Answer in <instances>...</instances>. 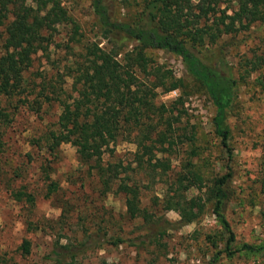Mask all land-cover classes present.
<instances>
[{
	"label": "rangeland",
	"instance_id": "rangeland-1",
	"mask_svg": "<svg viewBox=\"0 0 264 264\" xmlns=\"http://www.w3.org/2000/svg\"><path fill=\"white\" fill-rule=\"evenodd\" d=\"M58 1L76 25L77 33L71 37L72 23L57 25L45 50L32 54L30 65L22 73L26 89L10 101L2 98L0 102L6 106L10 117L8 125L0 127V264H49L46 255L55 236H61V243L77 242L83 236L81 227L92 230L96 224L105 230V238L118 236L123 241L117 245L105 242L72 261L67 259L64 264H264V249H239L231 256L221 251V228L211 212L210 202H206L201 214L187 224L179 222L176 210L165 207L166 199L176 198L173 182L187 171V161L202 177L203 185L200 189L189 187L182 195L198 201L204 198L205 186L225 171L226 161L213 131L214 107L201 87L185 72L180 59L165 50L147 48L145 52L154 63L171 69L176 77L183 79L187 92L186 113L179 122L173 123L175 144L156 154L167 161L165 172L156 168L157 173L151 172L148 179L141 171L132 173L142 186L139 214L130 217L126 213L121 194H100L93 171L78 161L75 148L69 143L59 145L51 174L60 189L57 194L44 197L38 174L44 154L40 138L48 130L55 129L60 112L58 103L44 96H52V91L63 96L74 94L75 87L65 66L82 50L79 45L98 43L105 50L113 47L123 52L136 44L105 33L96 21L90 0ZM139 8L133 0H115L114 14L119 19L130 20ZM10 19L8 13L5 23ZM3 36L2 25L0 55ZM200 48L207 53L219 52L227 60L237 84L226 120L230 129L232 174L226 184L227 199L223 205V213L235 233L232 248L243 243L258 245L264 242V61L259 64L257 60L264 56V24L253 22L245 30L223 35L215 43ZM170 91L160 93L156 102L169 103L182 93L180 89H174L175 93ZM21 96L29 102L35 99L39 105L31 107ZM134 148L132 142L118 140L113 152H106L102 157L104 161L130 162L134 166L131 162ZM16 168H21V177H13ZM7 184H23L34 193L32 221L38 227L25 229L23 210L9 197ZM64 199L71 204V211L60 222L57 206ZM144 214L150 217V222L144 221ZM23 237L30 243L26 256H21L17 249Z\"/></svg>",
	"mask_w": 264,
	"mask_h": 264
},
{
	"label": "trees",
	"instance_id": "trees-1",
	"mask_svg": "<svg viewBox=\"0 0 264 264\" xmlns=\"http://www.w3.org/2000/svg\"><path fill=\"white\" fill-rule=\"evenodd\" d=\"M133 1L140 5L139 10L130 20H122L114 14L115 0H90L96 21L105 33L136 44L123 52L113 47L105 50L98 43L76 44L82 50L65 66L75 87L74 94L63 96L52 91V96H44V99H52L60 106L55 129L48 130L40 138L44 154L40 158L38 174L43 183L44 197L49 198L60 189L51 174L59 145L69 143L74 146L78 161L93 171L100 185V194H121L126 213L130 217L139 214L142 186L132 173L141 171L148 179L157 173L156 168L161 173L165 172L168 163L156 154L175 144L173 123L179 122L186 113L187 92L184 91L183 79L176 77L171 69L154 63L145 52L147 48L165 50L180 59L185 72L201 87L214 107L211 118L213 131L226 159L225 171L205 186L202 201L182 195V191L189 187L200 189L203 185L202 177L187 161V171L179 174L173 182L172 191L176 198L166 199L165 207L176 210L179 222L187 224L201 214L206 202H210L211 212L221 228L222 252L231 256L239 249H264V242L258 245L243 243L232 248L235 233L223 213V205L227 199L226 184L232 174L230 129L226 120L236 96L237 84L227 60L219 52L207 53L200 48L215 43L223 35L245 30L253 22L264 24V0ZM232 3L235 7H231ZM8 13L11 19L5 23ZM64 22L72 23L73 38L77 33L76 25L58 0H0V26L3 25L4 31L3 53L0 55V102L2 98L10 101L23 93L27 84L22 73L30 65L32 54L45 50L57 25ZM257 61L262 63L264 56H259ZM174 89H180L182 93L169 103L156 102L160 93ZM21 98L26 99L25 96ZM27 102L31 107L39 105L35 99L30 102L26 99ZM9 122V111L0 104V127ZM118 140L134 144L131 159L134 166L130 162L103 160V154L112 153ZM26 155L30 157L28 153ZM21 176V168H16L13 177ZM6 190L23 210L25 229L38 227L32 221L34 193L23 184H7ZM57 207L60 210L58 219L62 222L61 219L71 211V204L64 199ZM143 219L151 221L146 214ZM96 225L92 230L81 227L83 236L77 242L61 243V236H55L46 255L49 264H64L67 259L72 261L77 255L105 242L117 245L123 241L118 236L105 238V230ZM29 246V240L23 237L17 247L19 254L26 256Z\"/></svg>",
	"mask_w": 264,
	"mask_h": 264
},
{
	"label": "built area",
	"instance_id": "built-area-1",
	"mask_svg": "<svg viewBox=\"0 0 264 264\" xmlns=\"http://www.w3.org/2000/svg\"><path fill=\"white\" fill-rule=\"evenodd\" d=\"M169 93H175L174 90L170 91Z\"/></svg>",
	"mask_w": 264,
	"mask_h": 264
}]
</instances>
